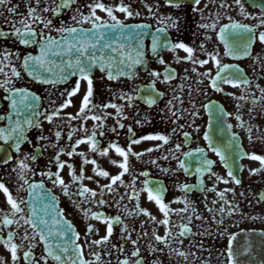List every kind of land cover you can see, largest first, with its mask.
Masks as SVG:
<instances>
[{"label": "flooded vegetation", "instance_id": "obj_1", "mask_svg": "<svg viewBox=\"0 0 264 264\" xmlns=\"http://www.w3.org/2000/svg\"><path fill=\"white\" fill-rule=\"evenodd\" d=\"M116 22L164 29L172 47L148 52L133 78L96 73L44 87L24 76L21 59L34 47L20 42L23 33L39 41ZM234 25L256 39L240 60L218 40ZM263 34L264 13L244 0H0V264H52L30 223L32 183L55 197L89 264H223L227 234L241 229L247 220L239 213L254 206L243 205V193L229 195L230 179L204 141L205 108L218 101L249 152L264 141ZM21 90L38 96L39 119L19 144L14 136L24 130L10 129L19 104L11 93ZM198 150L214 162L201 181L183 170L184 157ZM152 181L164 184L162 199L148 193ZM242 186L245 198L257 199L253 180Z\"/></svg>", "mask_w": 264, "mask_h": 264}, {"label": "water", "instance_id": "obj_2", "mask_svg": "<svg viewBox=\"0 0 264 264\" xmlns=\"http://www.w3.org/2000/svg\"><path fill=\"white\" fill-rule=\"evenodd\" d=\"M145 33L147 30L144 27L120 25L99 28L91 32H71L65 41L42 44L36 57H28L24 61L25 72L29 78L41 84H63L71 77H89L97 68L108 70L110 77L125 75L130 67L142 58V39L136 37ZM76 36L83 40H77ZM215 115L216 126L211 128L209 135L212 148L217 153L230 158L235 157L238 162L245 156L240 141L228 137L227 143L224 142L217 109ZM231 165L230 172L238 177L240 167ZM56 217L55 214L54 218ZM56 248H59V245ZM58 253L60 255L56 257L60 264H84L78 249L73 245L72 235L68 247L59 248Z\"/></svg>", "mask_w": 264, "mask_h": 264}, {"label": "rangeland", "instance_id": "obj_3", "mask_svg": "<svg viewBox=\"0 0 264 264\" xmlns=\"http://www.w3.org/2000/svg\"><path fill=\"white\" fill-rule=\"evenodd\" d=\"M253 162V161H252ZM254 163V162H253ZM253 163H251V168L253 167ZM248 170H249V168H248Z\"/></svg>", "mask_w": 264, "mask_h": 264}]
</instances>
